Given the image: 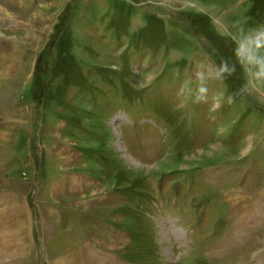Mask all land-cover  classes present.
Returning a JSON list of instances; mask_svg holds the SVG:
<instances>
[{
	"label": "rangeland",
	"instance_id": "obj_1",
	"mask_svg": "<svg viewBox=\"0 0 264 264\" xmlns=\"http://www.w3.org/2000/svg\"><path fill=\"white\" fill-rule=\"evenodd\" d=\"M236 21L264 0H0L3 264H264V97L180 94Z\"/></svg>",
	"mask_w": 264,
	"mask_h": 264
},
{
	"label": "clouds",
	"instance_id": "obj_2",
	"mask_svg": "<svg viewBox=\"0 0 264 264\" xmlns=\"http://www.w3.org/2000/svg\"><path fill=\"white\" fill-rule=\"evenodd\" d=\"M245 23L246 21H236L234 24L236 31L228 34V38L235 45L232 49L234 61L230 62L227 57L222 58L214 68H209L204 63L197 64L195 87L192 86L191 79H186L180 88L181 95L187 93L193 103H209V83L223 81L233 76L239 65L244 76V84L241 92L236 95L247 93L264 97V25L246 30L243 26ZM234 100V95H228L226 98L213 96L209 111L214 112L222 103L232 104ZM184 106L183 103L180 105Z\"/></svg>",
	"mask_w": 264,
	"mask_h": 264
},
{
	"label": "crops",
	"instance_id": "obj_3",
	"mask_svg": "<svg viewBox=\"0 0 264 264\" xmlns=\"http://www.w3.org/2000/svg\"><path fill=\"white\" fill-rule=\"evenodd\" d=\"M1 239V238H0ZM2 244V241L0 240V245ZM78 252V251H77ZM53 257V256H52ZM57 257V256H56ZM58 259H59V257H58ZM76 261V259H64V261L61 263V264H74V263H76L75 262ZM0 262H2L1 260H0ZM74 262V263H73ZM3 263V262H2Z\"/></svg>",
	"mask_w": 264,
	"mask_h": 264
},
{
	"label": "bare ground",
	"instance_id": "obj_4",
	"mask_svg": "<svg viewBox=\"0 0 264 264\" xmlns=\"http://www.w3.org/2000/svg\"><path fill=\"white\" fill-rule=\"evenodd\" d=\"M246 233H248V232H246ZM243 235V234H242ZM247 237V236H246ZM1 253V252H0ZM1 256V255H0Z\"/></svg>",
	"mask_w": 264,
	"mask_h": 264
}]
</instances>
